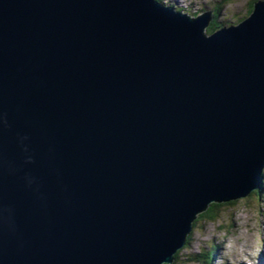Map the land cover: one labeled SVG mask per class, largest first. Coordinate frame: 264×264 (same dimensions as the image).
Returning a JSON list of instances; mask_svg holds the SVG:
<instances>
[{
  "label": "water",
  "instance_id": "water-1",
  "mask_svg": "<svg viewBox=\"0 0 264 264\" xmlns=\"http://www.w3.org/2000/svg\"><path fill=\"white\" fill-rule=\"evenodd\" d=\"M212 34L156 0H0V264H172L264 170V0Z\"/></svg>",
  "mask_w": 264,
  "mask_h": 264
},
{
  "label": "rangeland",
  "instance_id": "rangeland-1",
  "mask_svg": "<svg viewBox=\"0 0 264 264\" xmlns=\"http://www.w3.org/2000/svg\"><path fill=\"white\" fill-rule=\"evenodd\" d=\"M160 1L164 6L174 7L177 12L191 17L202 15L205 8L215 4L220 8L217 22L232 26L236 25L235 18L245 16L256 0ZM252 194L222 205L217 222L198 221V214L190 240L179 248V256L172 264H264V191L261 195L257 191ZM210 253H214L213 258Z\"/></svg>",
  "mask_w": 264,
  "mask_h": 264
},
{
  "label": "trees",
  "instance_id": "trees-1",
  "mask_svg": "<svg viewBox=\"0 0 264 264\" xmlns=\"http://www.w3.org/2000/svg\"><path fill=\"white\" fill-rule=\"evenodd\" d=\"M259 0H256L254 1L253 3H251L250 5V9L249 11L245 14V16H243L242 18L241 17H238V18H235L236 20V24H239V23H242L244 21H246L252 14H253V11L255 9V3L258 2ZM156 2L164 5L160 0H156ZM219 10L220 8L218 6H216L215 4H212V7H208L206 9L207 12L210 13V15L215 19L210 27L208 28V34H212L214 33L215 31H217L218 29H220L221 27L223 28L224 25H221L220 23L217 22V16L219 14ZM203 12V11H202ZM261 191L263 192L264 191V188H263V184L260 186V188L257 190L258 192V195L260 194L261 195ZM253 193V192H252ZM251 193V194H252ZM254 193H256V191H254ZM250 194V195H251ZM253 195V194H252ZM228 202H224V203H212L208 206V208L203 211L200 215H199V218H198V221H208V222H217L219 220V208L224 205V204H227ZM230 203V202H229ZM228 203V204H229ZM197 222H194L193 223V226L195 228ZM191 234L189 235L188 237V240H190L191 238ZM204 255V254H203ZM210 256H214V253H210L209 254ZM177 256H179V252H177V254L174 256L175 260L177 259ZM195 258H197L198 260V256H196ZM210 259V258H209ZM212 260V259H211ZM190 262H194L195 260H189ZM197 262V261H196ZM208 263V262H207Z\"/></svg>",
  "mask_w": 264,
  "mask_h": 264
},
{
  "label": "bare ground",
  "instance_id": "bare-ground-1",
  "mask_svg": "<svg viewBox=\"0 0 264 264\" xmlns=\"http://www.w3.org/2000/svg\"><path fill=\"white\" fill-rule=\"evenodd\" d=\"M263 230V235H264V228L262 229ZM261 252V251H260ZM261 254V253H260Z\"/></svg>",
  "mask_w": 264,
  "mask_h": 264
}]
</instances>
